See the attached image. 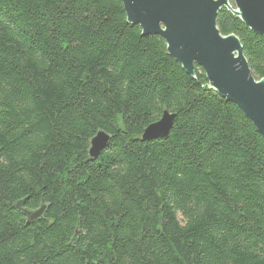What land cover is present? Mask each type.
<instances>
[{"label": "trees", "instance_id": "trees-1", "mask_svg": "<svg viewBox=\"0 0 264 264\" xmlns=\"http://www.w3.org/2000/svg\"><path fill=\"white\" fill-rule=\"evenodd\" d=\"M217 27L264 79V39ZM0 264H264V138L121 0H0Z\"/></svg>", "mask_w": 264, "mask_h": 264}, {"label": "water", "instance_id": "water-1", "mask_svg": "<svg viewBox=\"0 0 264 264\" xmlns=\"http://www.w3.org/2000/svg\"><path fill=\"white\" fill-rule=\"evenodd\" d=\"M129 23L141 27L143 36L161 37L168 53L194 77L196 65L203 69L210 88L233 103L264 138V79L257 80L249 67L240 39L223 36L217 17L227 9L264 39V0H121ZM175 114L165 110L162 118L143 132V142L168 139ZM111 136L98 132L90 142L89 156L97 159L111 143ZM27 224L40 220L47 207L24 208Z\"/></svg>", "mask_w": 264, "mask_h": 264}]
</instances>
